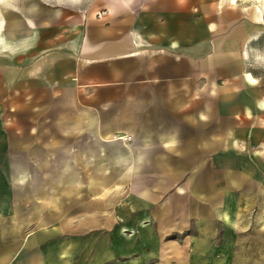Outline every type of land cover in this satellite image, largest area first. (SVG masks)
<instances>
[{
	"label": "crops",
	"instance_id": "crops-1",
	"mask_svg": "<svg viewBox=\"0 0 264 264\" xmlns=\"http://www.w3.org/2000/svg\"><path fill=\"white\" fill-rule=\"evenodd\" d=\"M73 1H37L26 17L11 12L4 27L0 19V135L8 111L21 117L25 101L62 102L57 116L87 117L96 130L111 133L151 132L156 102L176 101L181 108L190 101L191 121L205 125L190 147L221 165L223 177L220 204L206 202L210 229L193 237L207 247L185 260L210 256V264H235L248 213L264 224V0ZM204 103L206 116L199 119ZM124 115L134 118L125 128ZM193 161L181 156L179 163ZM207 192L210 197V184ZM144 207L113 209L97 217L96 226L131 231L133 246L125 254L136 244L138 252L155 244L153 254L165 219L160 207Z\"/></svg>",
	"mask_w": 264,
	"mask_h": 264
},
{
	"label": "rangeland",
	"instance_id": "rangeland-1",
	"mask_svg": "<svg viewBox=\"0 0 264 264\" xmlns=\"http://www.w3.org/2000/svg\"><path fill=\"white\" fill-rule=\"evenodd\" d=\"M37 1L74 2L2 0L3 27L11 12L26 17ZM176 104L156 102L151 118L156 121L146 133L101 132L87 117L57 116L63 112L62 102L25 101L21 117L8 109L6 131L0 135V264H178L180 260L192 264L185 260L189 253L207 247L195 244L193 237L195 230L210 229L206 202L209 198L220 204L217 195L223 175L221 165L207 163L210 160L202 157L207 154L190 147L195 130L201 136L205 128L201 120L198 123L193 117L191 121L190 108L186 109L190 101L177 109ZM10 109L14 110V104ZM206 109V103L200 104L199 119L206 116ZM121 120L125 128L134 118L124 115ZM166 140L174 146L164 145ZM181 156L194 161L180 164ZM141 204L143 210L160 207L166 231L153 254L155 244H144L140 252L136 244L134 251L125 254L133 246L131 231L122 232L118 224L100 229L96 220L113 209L141 208ZM255 215L248 213L246 236L235 264H264V237L260 236L264 224L260 227V216ZM205 216L209 219L202 221ZM215 221L219 225V219ZM195 264H210V256L207 262Z\"/></svg>",
	"mask_w": 264,
	"mask_h": 264
},
{
	"label": "bare ground",
	"instance_id": "bare-ground-1",
	"mask_svg": "<svg viewBox=\"0 0 264 264\" xmlns=\"http://www.w3.org/2000/svg\"><path fill=\"white\" fill-rule=\"evenodd\" d=\"M2 1V0H1ZM7 2V1H6Z\"/></svg>",
	"mask_w": 264,
	"mask_h": 264
}]
</instances>
